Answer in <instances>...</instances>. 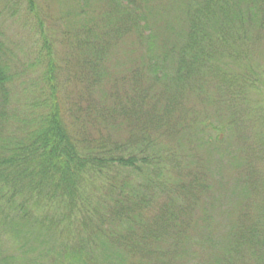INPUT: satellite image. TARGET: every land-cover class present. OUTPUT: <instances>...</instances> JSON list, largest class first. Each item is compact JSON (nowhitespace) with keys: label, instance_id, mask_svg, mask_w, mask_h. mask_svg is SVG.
<instances>
[{"label":"trees","instance_id":"1","mask_svg":"<svg viewBox=\"0 0 264 264\" xmlns=\"http://www.w3.org/2000/svg\"><path fill=\"white\" fill-rule=\"evenodd\" d=\"M143 1L109 6L126 8L127 29L137 30L149 25L150 10L136 16ZM165 1L178 6L181 27L163 44L153 32L143 38L144 72L135 69L129 94L96 100L105 41L78 29L53 39L44 0H0V25L11 21L18 37L7 47L0 28V214L17 244L0 264H264V140L239 163L249 180L236 172L224 193L231 180L216 178L196 149L219 142L205 116L182 108L185 92L214 80L217 100L254 87L237 62L264 37V0ZM193 133L203 138L188 141ZM228 195L242 202L233 220L211 204Z\"/></svg>","mask_w":264,"mask_h":264},{"label":"rangeland","instance_id":"2","mask_svg":"<svg viewBox=\"0 0 264 264\" xmlns=\"http://www.w3.org/2000/svg\"><path fill=\"white\" fill-rule=\"evenodd\" d=\"M36 1L41 4L43 0ZM81 1L83 4L80 3ZM109 1L44 0L42 3L46 5L48 10V21L50 23L48 32L53 39L56 36L60 37L63 35V32L76 33L74 30L78 29L79 36L84 33L83 35L90 41L97 39L100 42L101 40L105 41V44H103L105 50L101 51L103 64L100 66L104 72V78L100 83H97L93 90L96 100H102L103 96L108 94L109 91H116L118 95L129 94L133 80L138 78L135 69H141L144 72L142 68L145 52L143 38L153 32V34L156 33L159 44H163L169 36L166 33L168 28L181 27V21L178 20L179 11L177 5L165 0H144L142 10L136 16H146L145 12L150 10L147 17L149 25L148 23L141 22L140 24L138 22L137 30L130 26L127 29V25L130 22L124 16V13L127 14V9L121 6L117 8V11L112 12ZM162 8L164 9L163 11H161ZM136 16L133 14L129 18ZM123 24L125 26L122 28ZM14 25L9 20L3 21L0 25L7 39L9 38V41L5 40L6 46L9 47L8 44H12L13 47L11 48H15L14 43H18V37L15 39L11 36L12 32L15 31ZM141 25L148 26L150 31L147 28L143 31ZM139 34L142 35V41L139 38ZM252 42L242 54L244 59L239 60L237 63L241 68L248 66L247 68H251L255 74L256 83L253 88L247 91L242 90L241 94L236 98L231 99L227 96L217 100L221 84L218 88L219 82L214 80L210 86L202 87V91L197 90L195 96H193L191 91H188L184 93L182 98V108L187 111H190V108H194L200 117L205 116V122L208 126L206 129L207 134L216 142H219L209 148L205 145L197 147V152L203 153L208 157L209 170L215 173L216 178L223 177L227 181H230L236 172L242 175L245 174L243 166L247 167L246 159H248L245 154L250 149L249 144L254 143V138L257 137V141L264 140V111H259L262 109L261 105L264 104V37L259 39V41L253 39ZM75 55L77 61L81 62L85 56L84 49L82 53L76 51ZM72 61L71 59L72 64L76 63ZM79 68H86V77L90 76L92 78V74L86 65ZM139 79L143 82L147 81V77L144 74H141ZM113 83H116V86ZM231 112L232 115L230 116ZM161 113H163V107L160 104L155 117L157 118ZM116 128L119 131L117 139L120 140L124 137V134L121 127ZM201 138H203L202 135L193 133L188 135L186 139L194 142ZM262 152L261 148L256 147L257 154ZM232 157L235 160L234 163L230 160ZM229 160L232 163H229ZM239 163H242L243 166H240ZM235 164L239 166V170L234 169ZM248 180V176L245 174V181ZM231 184H233L232 180L227 187L221 186L220 191L229 193L226 189H230ZM211 204L213 209H215V214L228 212L227 217L230 216L228 220H233L232 210L238 208L242 202L240 203L237 195H228L220 201L212 200ZM6 220L5 215L0 214L1 257L14 253L13 250L17 245L12 243L11 235L7 233L8 231L5 230L2 224ZM19 237L21 238V235ZM29 239L32 243L39 241L38 238H33L32 236H29Z\"/></svg>","mask_w":264,"mask_h":264}]
</instances>
